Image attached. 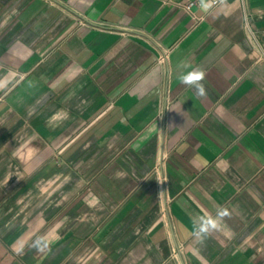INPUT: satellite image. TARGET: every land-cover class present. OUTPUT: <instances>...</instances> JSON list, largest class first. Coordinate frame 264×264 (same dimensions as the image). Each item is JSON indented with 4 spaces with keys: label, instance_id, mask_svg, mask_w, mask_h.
Wrapping results in <instances>:
<instances>
[{
    "label": "crops",
    "instance_id": "obj_1",
    "mask_svg": "<svg viewBox=\"0 0 264 264\" xmlns=\"http://www.w3.org/2000/svg\"><path fill=\"white\" fill-rule=\"evenodd\" d=\"M189 1L0 0V264H264V0Z\"/></svg>",
    "mask_w": 264,
    "mask_h": 264
},
{
    "label": "clouds",
    "instance_id": "obj_2",
    "mask_svg": "<svg viewBox=\"0 0 264 264\" xmlns=\"http://www.w3.org/2000/svg\"><path fill=\"white\" fill-rule=\"evenodd\" d=\"M216 0H199L200 8L205 13L213 7ZM179 68L189 69L188 71L181 72L177 77L179 82L189 88L194 90V94L197 98L201 100L207 98V90L204 84L206 78V71L199 66H192L186 61H182ZM230 213L225 208H220L217 210L215 216L205 212L202 215H198L193 218V235L196 237L197 241L201 244L209 238L212 233L220 231L222 227V221L225 217H228Z\"/></svg>",
    "mask_w": 264,
    "mask_h": 264
},
{
    "label": "built area",
    "instance_id": "obj_3",
    "mask_svg": "<svg viewBox=\"0 0 264 264\" xmlns=\"http://www.w3.org/2000/svg\"><path fill=\"white\" fill-rule=\"evenodd\" d=\"M220 1L221 0H216L214 5L218 4ZM198 6H200L199 0L189 1L183 5L184 10L192 16L195 25L199 22V19L194 15L193 10Z\"/></svg>",
    "mask_w": 264,
    "mask_h": 264
}]
</instances>
